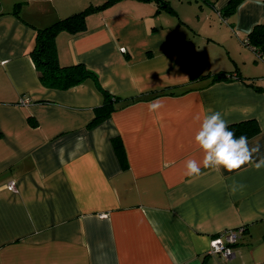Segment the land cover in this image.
<instances>
[{"label":"crops","instance_id":"crops-1","mask_svg":"<svg viewBox=\"0 0 264 264\" xmlns=\"http://www.w3.org/2000/svg\"><path fill=\"white\" fill-rule=\"evenodd\" d=\"M104 1L0 0V264H264V167L204 169L194 139L211 109L264 157V60L245 44L264 0ZM87 7L55 48L96 80L42 85L34 27ZM102 89L121 100L93 121ZM226 230L232 256L209 254Z\"/></svg>","mask_w":264,"mask_h":264},{"label":"trees","instance_id":"trees-1","mask_svg":"<svg viewBox=\"0 0 264 264\" xmlns=\"http://www.w3.org/2000/svg\"><path fill=\"white\" fill-rule=\"evenodd\" d=\"M118 0H105L102 4L95 8H101L113 4ZM160 3V2H159ZM90 10L87 7L83 10L71 13L63 18H59L43 27H34L33 45L28 54L30 55L35 71L38 74L39 82L53 89H68L83 83L86 79H95V76L86 69L81 63L61 64L57 59L55 48V35L59 30H68L72 32L80 31L84 27L85 14ZM16 13V8L11 12ZM246 45L253 47L257 57H264V25H259L248 36ZM198 69L191 71L190 79H198L202 77ZM227 73H215L212 82L228 79ZM102 102L94 108L93 121L101 120L107 117L111 112L117 109V102L120 97L112 95L108 91L102 89ZM254 127V126H253ZM229 130L235 133L232 127ZM119 147L118 144L115 146Z\"/></svg>","mask_w":264,"mask_h":264},{"label":"clouds","instance_id":"clouds-1","mask_svg":"<svg viewBox=\"0 0 264 264\" xmlns=\"http://www.w3.org/2000/svg\"><path fill=\"white\" fill-rule=\"evenodd\" d=\"M160 107L162 104L159 101L149 104L150 111H156ZM209 113L200 122L199 130L194 138L195 143L203 152L202 166L204 169L223 168L232 173L239 172L247 164H253L257 170L264 167V157H261L258 162L254 161V154L260 152L258 144L250 147L248 137L241 135L237 138L235 133L229 130L228 123L220 112L209 109ZM200 174L201 163L196 159H188L185 175L196 177ZM240 187L243 188V185Z\"/></svg>","mask_w":264,"mask_h":264},{"label":"built area","instance_id":"built-area-1","mask_svg":"<svg viewBox=\"0 0 264 264\" xmlns=\"http://www.w3.org/2000/svg\"><path fill=\"white\" fill-rule=\"evenodd\" d=\"M247 41V40H246ZM264 60V57H260ZM21 103H26V100H21ZM10 188H13V182L9 184ZM238 235L236 231L226 230L219 233L217 236L211 238L210 246L208 249L209 254H219L224 258H229L233 254L232 246L237 243Z\"/></svg>","mask_w":264,"mask_h":264},{"label":"water","instance_id":"water-1","mask_svg":"<svg viewBox=\"0 0 264 264\" xmlns=\"http://www.w3.org/2000/svg\"><path fill=\"white\" fill-rule=\"evenodd\" d=\"M157 1H162V0H157Z\"/></svg>","mask_w":264,"mask_h":264}]
</instances>
